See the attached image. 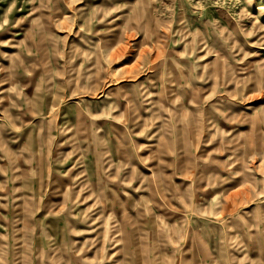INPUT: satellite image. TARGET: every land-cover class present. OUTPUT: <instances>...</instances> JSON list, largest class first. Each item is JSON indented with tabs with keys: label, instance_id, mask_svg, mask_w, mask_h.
<instances>
[{
	"label": "rangeland",
	"instance_id": "1",
	"mask_svg": "<svg viewBox=\"0 0 264 264\" xmlns=\"http://www.w3.org/2000/svg\"><path fill=\"white\" fill-rule=\"evenodd\" d=\"M0 264H264V0H0Z\"/></svg>",
	"mask_w": 264,
	"mask_h": 264
}]
</instances>
